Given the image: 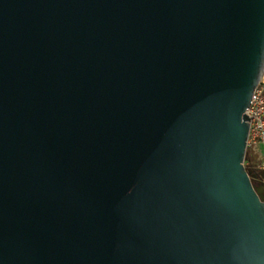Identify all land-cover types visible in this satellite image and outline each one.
<instances>
[{
	"label": "water",
	"instance_id": "1",
	"mask_svg": "<svg viewBox=\"0 0 264 264\" xmlns=\"http://www.w3.org/2000/svg\"><path fill=\"white\" fill-rule=\"evenodd\" d=\"M263 72L264 0H0V264H264Z\"/></svg>",
	"mask_w": 264,
	"mask_h": 264
},
{
	"label": "built area",
	"instance_id": "2",
	"mask_svg": "<svg viewBox=\"0 0 264 264\" xmlns=\"http://www.w3.org/2000/svg\"><path fill=\"white\" fill-rule=\"evenodd\" d=\"M249 117V135L247 139L245 167L256 188L264 193V72L260 84L254 91L250 106L246 110Z\"/></svg>",
	"mask_w": 264,
	"mask_h": 264
},
{
	"label": "crops",
	"instance_id": "3",
	"mask_svg": "<svg viewBox=\"0 0 264 264\" xmlns=\"http://www.w3.org/2000/svg\"><path fill=\"white\" fill-rule=\"evenodd\" d=\"M261 151H262V153L264 154V145H262V147H261Z\"/></svg>",
	"mask_w": 264,
	"mask_h": 264
}]
</instances>
